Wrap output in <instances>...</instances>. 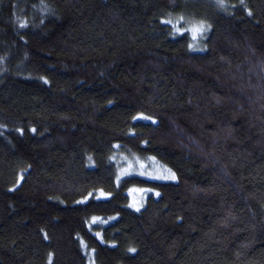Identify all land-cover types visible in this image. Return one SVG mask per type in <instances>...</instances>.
Wrapping results in <instances>:
<instances>
[{
  "label": "trees",
  "instance_id": "1",
  "mask_svg": "<svg viewBox=\"0 0 264 264\" xmlns=\"http://www.w3.org/2000/svg\"><path fill=\"white\" fill-rule=\"evenodd\" d=\"M0 264H264V0H0Z\"/></svg>",
  "mask_w": 264,
  "mask_h": 264
},
{
  "label": "rangeland",
  "instance_id": "2",
  "mask_svg": "<svg viewBox=\"0 0 264 264\" xmlns=\"http://www.w3.org/2000/svg\"><path fill=\"white\" fill-rule=\"evenodd\" d=\"M175 31L177 29V24L173 25ZM185 29H187V32L189 33L190 29L192 30L193 33H191L190 39H191V43L193 42L196 43L198 42L201 37H202V32L201 29H203L202 26L200 29L201 33H197L195 34V29L194 27H191L188 29V27L183 26ZM152 159V158H151ZM118 177L120 179V174H124L125 176H130L132 174H134L135 176H140V177H145V178H151V179H155V180H162V179H173V176L169 174V172H166L164 170L159 169L158 167H160V165L155 161V160H150V158L147 159H140V158H136L134 156H129V157H123V158H119L118 162ZM123 175V176H124ZM122 176V177H123ZM162 178V179H160ZM141 200V196L139 193L136 194H132L130 196V201L133 202V204L136 203L139 205Z\"/></svg>",
  "mask_w": 264,
  "mask_h": 264
}]
</instances>
